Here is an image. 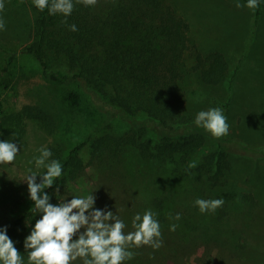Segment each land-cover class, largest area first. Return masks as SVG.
Instances as JSON below:
<instances>
[{"label":"rangeland","instance_id":"obj_1","mask_svg":"<svg viewBox=\"0 0 264 264\" xmlns=\"http://www.w3.org/2000/svg\"><path fill=\"white\" fill-rule=\"evenodd\" d=\"M169 1L190 24L192 45L202 53H222L231 69H238L230 94L226 85L211 86L201 80L193 70L194 54L189 53L185 60L186 114L196 119L201 111L220 108L229 125L224 137L239 140L244 146L241 149L233 142L236 146L230 156L229 180L237 198L228 220L222 221L219 210L202 214L195 204L197 199L210 200L215 191L212 184L199 183L190 173L216 147L212 135L205 151L190 159L195 168L144 158L132 145L117 149L116 140L137 134L143 117L128 118L121 110L102 107L99 98L73 81L60 84L47 80L37 59L25 51L33 38L38 9L33 0H3L0 19L6 30H0V141L16 143L19 153L12 164L0 165V229L7 228L23 264H29L24 241L42 218L34 210L25 182L31 173L46 171L36 167L35 158L41 148L54 146L68 154L81 144L84 170L80 177L58 194L52 188L45 192L51 197L50 203L57 206L73 197L93 194L94 207L116 214L126 225L125 233L135 231L132 222L137 214L142 217L151 210L160 225L162 246L130 248L134 256L123 264H138L140 260L143 264H264V5L256 19V10L247 8V0ZM237 3L244 6L237 8ZM73 91L80 93L77 105L69 100ZM27 106L39 107L50 115L54 131L21 117ZM102 136L115 140H108L97 153V139ZM205 194L210 196L205 198ZM177 214L181 217L179 231H171V225H177ZM190 214L194 224L207 229L206 236L187 234ZM24 216L12 231L15 221ZM221 224L223 230H219ZM220 233H229L230 238L221 239ZM72 264H83V259L77 258Z\"/></svg>","mask_w":264,"mask_h":264},{"label":"trees","instance_id":"obj_2","mask_svg":"<svg viewBox=\"0 0 264 264\" xmlns=\"http://www.w3.org/2000/svg\"><path fill=\"white\" fill-rule=\"evenodd\" d=\"M73 3L74 10L69 17L50 15L47 8L37 10L33 38L25 48L26 53L37 59L47 80L60 84L73 81L99 98L102 107L121 110L128 118L143 117L137 134L127 140H116L117 149L132 145L144 158L162 159L178 167L188 166L195 154L205 151L211 134L195 124V117L186 114L189 103L185 86L187 55H195L193 70L205 84L226 85L230 94L238 69L232 70L222 53H202L192 45L190 24L169 0H98L94 7H86L76 0ZM263 5V0H259L256 19L261 16ZM71 25H75L77 31H72ZM11 60L13 55L8 57V61ZM69 100L77 105L80 93L73 91ZM21 117L54 131L53 118L39 107H25ZM108 140L115 139L111 136L97 139V153ZM233 142L242 146L241 149L244 147L233 138H215L216 147L204 155L196 169H190L197 182L215 187L210 200L224 201L216 211H220L225 223L237 198L229 180L230 156L235 154L236 146ZM82 148V144L78 145L68 154L54 146L50 149L49 160L62 165V176L52 189L56 191L58 186L60 191L80 177L84 170ZM179 185L183 186L181 182ZM25 217L15 221L12 231ZM189 220L188 235L206 236L207 229L194 224L192 214ZM218 227L224 229L222 224ZM176 228L179 231V220ZM228 235L220 233L221 239L230 238ZM233 238L237 239L236 233ZM138 264H143L142 260Z\"/></svg>","mask_w":264,"mask_h":264},{"label":"clouds","instance_id":"obj_3","mask_svg":"<svg viewBox=\"0 0 264 264\" xmlns=\"http://www.w3.org/2000/svg\"><path fill=\"white\" fill-rule=\"evenodd\" d=\"M76 2L86 7H94L98 0ZM33 3L40 11L47 8L50 15L61 14L69 17L74 10L73 0H33ZM258 5L259 0H247L246 6L253 12ZM243 6L236 4L237 8ZM4 7L3 0H0V11ZM70 27L72 31H77L75 25ZM0 30H6L3 19H0ZM195 124L217 139L229 132L227 118L220 108L199 112ZM39 151L40 156L35 158L36 167H43L46 171L40 175L31 173L25 181L30 199L35 205L34 210L42 216L24 241L29 264H72L77 258H82L83 264H123L134 256L130 248L150 246L159 249L162 246L160 225L151 210L142 217L137 214L132 222L135 231L125 233L126 225L116 214L94 207L96 198L93 194L84 198L73 197L70 201L60 202L58 206L50 203L51 197L45 189L52 188L62 176V165L56 160L49 162L52 153L47 148ZM18 153L16 143L0 141V165L12 164ZM195 167V162L189 164V168ZM37 177H40L39 183ZM56 192L59 193L58 186ZM223 203L221 199L195 201L202 214L215 212ZM180 218L179 214L175 216L176 220ZM176 227L173 224L170 230L175 231ZM0 262L23 264L21 254L7 235V228L0 229Z\"/></svg>","mask_w":264,"mask_h":264}]
</instances>
